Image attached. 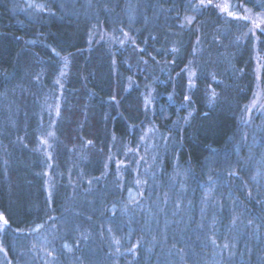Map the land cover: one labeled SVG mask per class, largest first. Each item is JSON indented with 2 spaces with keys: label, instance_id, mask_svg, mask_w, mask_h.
<instances>
[{
  "label": "trees",
  "instance_id": "1",
  "mask_svg": "<svg viewBox=\"0 0 264 264\" xmlns=\"http://www.w3.org/2000/svg\"><path fill=\"white\" fill-rule=\"evenodd\" d=\"M42 1L47 8L39 13L17 0H0V210L7 221L2 243L9 261L21 262L16 240L29 238L32 226L44 223L43 230H49L55 242L50 253L56 250L45 260L38 252L37 264L167 263L172 257L159 256L168 249L185 251L181 264H216L210 255L214 244L225 252L219 264H264V213L251 198L242 197L246 202L239 205L241 211H250L255 218L249 237L231 226L232 213L227 215L224 201L215 209V217L211 212L206 216L207 220L215 218V222H204L206 231H193L195 222L185 224L180 219L170 222L169 230L161 227L155 231L136 206L132 209L128 205L131 209L123 214L125 222H104L110 219L106 212L90 217L88 200L82 202L76 191H90L85 194L88 198L96 188L110 192L116 189L110 178L115 171L105 173L103 158L113 142L116 148L126 140L136 141L151 118L161 128L157 133L165 130L172 146L178 143L172 150L177 152L179 166L188 172L193 186L186 187L193 195L208 187L207 170L212 177L221 172V163L214 167L205 163L216 152V158L228 156L231 161L236 158V149L242 148L237 169L251 179L247 154L253 145V126L246 125L242 117L256 84L255 59L248 44L249 50L236 51L237 47L229 51L226 58L231 65H222L223 55L218 64L215 55L224 52V47L217 34L210 36L198 23L182 24V16L171 11L166 12L168 19H157V10H171L175 0H98L96 14H83L82 21L72 16L71 0ZM133 1L137 3L134 10L130 7ZM140 3L145 11L138 8ZM166 4H170L168 8ZM198 16L196 21L208 17L205 22L218 30L220 23L238 26L213 11L207 14L204 10ZM148 18L154 25L146 21ZM103 26H107L105 31L99 28ZM110 30L114 35L104 38L102 33ZM128 30L141 51L119 42ZM189 64L197 70L192 88L187 83ZM50 95H59L60 105L52 126L48 125L51 115L44 107ZM49 129L54 133L50 135L51 167L42 144ZM231 136L234 141L230 143ZM70 159L76 164L78 176L73 177H78L79 187L74 189L73 185L74 193L65 192L63 185L69 176L62 174L60 186L50 193L47 172L52 169V175H56ZM164 159H168L167 170L171 172L168 180H162L163 189H167L175 168L168 156ZM166 176L163 173L161 177ZM90 178L92 190L87 188ZM247 183L255 188L252 180ZM213 187L210 182L209 188ZM230 188L224 182L220 190L227 192ZM188 213H193L191 207ZM120 231L125 232L120 245H110L109 236ZM88 241L96 242L95 246L89 247ZM67 242L72 250L66 248ZM230 244L234 246L229 248ZM113 248L118 254H113ZM256 249L263 251L259 259Z\"/></svg>",
  "mask_w": 264,
  "mask_h": 264
},
{
  "label": "rangeland",
  "instance_id": "2",
  "mask_svg": "<svg viewBox=\"0 0 264 264\" xmlns=\"http://www.w3.org/2000/svg\"><path fill=\"white\" fill-rule=\"evenodd\" d=\"M17 1L21 3L22 6H33L34 9L39 13H41V11H45L47 8L46 2L42 0ZM180 1H182V3H179L181 7L180 9L175 8L176 6H179L176 5L172 6L171 10L167 9L165 12H163V7L160 10H157V19H168L166 12L168 13L171 11L172 15L174 14L182 16L180 17V22H182V24H185L186 22L189 24L198 23L197 25L205 30L210 36L212 35L213 37L217 34L218 39H216L221 41L222 43L220 44H222L224 47V52L220 51L219 56L217 54L215 55L218 64H220L219 59L221 55H223V59H220L222 65L225 67L231 65L232 62L230 59L226 58V55L231 49H235L237 47L238 48L236 51L239 49L249 50L245 44H248V46L251 48L250 52L253 53L255 59L256 84L255 88H253V94L251 95L252 97H250V101L245 104V113L244 110L242 113L245 124L253 126V139L251 140L253 145L251 144L252 149L248 151L247 154V163H251V169L249 170L251 179L244 177L242 174H240V172H238L237 169V165L239 164L238 155L242 151V148L235 147L237 148L235 155L236 158L232 159L231 161L228 159V156L216 158L215 156L219 154L216 152L214 157L208 156L207 159L205 158V163L213 167L217 165V163H221V172L212 177L209 173V170H207L208 175L206 176V183H208V187L205 186L200 192L193 195L192 189H187L186 187V185L193 186L189 177L186 176L188 172H186L185 168L182 169L179 166L180 163L178 161L179 159L177 158V152L176 150H172L178 147V143L176 142V144L172 146L173 143L171 142V139L165 130H162L165 133H157L161 128L151 118V121L145 126L146 129L142 132H139L136 141L129 142L126 140V143H121L116 148L114 147L115 142H113L110 152H108L107 156L103 158L105 162L103 164L105 173L113 174L115 171L113 177L111 176L110 178L112 179V182L116 183V189L110 192L105 191L102 188H96L94 191H92V193H90L91 195L88 196V198L85 197V194L90 191L86 190L81 192L79 189L76 191L80 194L79 199L82 202H85V199L88 200L87 212L90 217L92 214L98 215L99 212H106L110 216V219H105L104 222H125L123 214H128V210L131 209L128 207V205H130L132 209L136 206L139 207L138 209H142L141 212L143 213L140 215L141 218L145 220L146 216V222L147 220L148 222H152L153 229L155 231H158L161 227L168 229L167 225H169L170 222L178 219L186 222L185 224H187V222H195L194 228L192 227L193 231L202 229L206 231V229H204V222H213L215 220V213H217L215 209L219 205L221 207V204H219L220 201H224L227 206L225 207L226 211L228 212L227 215L232 213L231 226L233 225L235 229L242 232V236H244L247 232L250 237L249 231L252 225L251 223L255 222V218L251 216L250 211H241L239 205H243L244 201L246 202L245 198L249 200L251 198L255 202V207L259 208V210L264 213V33L261 31V29L264 28V0H211V3H209V0H203V3L201 0ZM97 3L98 0H82L81 2H77V0H71V4L69 6L73 9L71 11L73 14L72 16L76 20L82 21L81 17L83 14H88L90 16H92L93 13L96 14ZM169 5L170 4H166L164 7L168 8ZM225 6L228 8L227 11L223 10ZM130 7H132L134 10L135 7H137V3L133 1ZM141 7H143L144 11L146 10L144 9L145 6L143 3H140L138 8ZM129 10L130 9L127 8L128 12ZM204 10L207 12V14L209 11H213L218 17L221 16L223 20L228 19L227 22L233 21L231 24H237L238 26L234 28L228 25V27L227 24L222 21L224 25L220 23L218 30L216 27L209 26V23L205 22V20H208V17L207 19L204 17L201 21H196L197 17H199V13ZM146 12L144 13L146 14ZM229 12L234 13L235 15H229ZM163 16L165 19H163ZM243 16H249L251 19L244 20L239 18ZM151 20L152 19L149 18L146 19L148 23L153 24ZM257 24L260 25L259 28L256 27ZM93 28L95 31L98 30V28L95 26H93ZM99 28L105 31L107 26ZM102 35L104 38H111L114 34L110 30L103 32ZM179 37L181 39L180 34ZM223 37L225 39H223ZM135 41L136 38L131 35L130 30H128L124 33V36L120 37L119 42L130 46V49L132 48L133 51H141L142 49L138 47L139 44ZM113 44H115V42H113ZM159 51V53L164 55V57L166 56L165 51ZM248 62L244 64L246 65ZM186 70L188 71L187 76L189 75L187 82L188 87L192 88V85H195L196 83L195 80L197 79V70L190 64L186 67ZM225 71L226 68H224V72ZM58 96L57 98H53V96L50 95L48 98H46L48 100L44 104L48 114L51 115V117L48 118L49 126L55 124L57 117L56 114L60 110ZM149 103L150 108L153 109V102L149 101ZM152 113H154V111ZM251 122L253 123L251 124ZM37 128L39 129L38 124ZM50 135H54L51 129H49L48 133L42 137V144H44L47 149V159L50 164L49 167L52 166V142ZM232 136L229 140L230 143L234 141V137ZM228 153H230L229 149H227L226 154ZM165 156H168L172 160L173 166L175 168L174 172L170 176V184L168 185L167 189H163L162 180H168L171 172L167 170L169 165L167 164L168 159H164ZM48 170L50 171V168ZM77 172L76 164L71 161V159L68 161V165L63 170L58 168L56 175H52L51 169L50 172H47V186L49 192L53 193L60 186V184H58L59 180L62 179V174H66L69 176V179L66 181V185H63V189L65 188L64 191L71 194V192H73V190H71V188L73 189V185L74 189H76L79 187V183H81L78 181V177H73V174L78 176ZM163 173H166L167 176L162 178L161 176ZM247 180H252L255 188L251 189L247 183ZM152 182L155 184V188L158 193H153L156 191L153 190ZM210 182H213V188H209ZM224 182H228V184L231 185L230 190L227 192L220 190L221 185ZM87 188L92 190L91 178L88 180ZM212 191L216 192L214 193L215 195L213 194V196L211 194ZM99 199H101L100 204ZM190 207L193 211L191 214L188 213ZM143 210H145L147 213L146 215ZM209 212H211L212 216H214L212 217V220L206 219V216ZM193 214L197 216H193ZM0 217L3 218L0 219V264H37L36 261L38 260H36V256H38V252L40 253L39 257L42 260H45L46 257L48 259L49 256L53 255V252L56 249L51 253L50 249L55 246V242L51 239L49 230H43L44 223H38L32 226L31 229L33 234L30 235L29 238H26L25 240H16L18 242L16 244V250L19 246V250L21 252L19 253L21 256V262L19 263L18 260L10 262L9 254L7 253L6 247L2 243V232L6 230L7 223H4L5 217L1 210ZM260 217L263 218V216ZM255 225L259 226V222H256ZM156 234L158 235L159 233ZM113 235L114 236L110 235V238H108L109 242H111L110 245L119 246L121 239L125 236V232L120 231ZM212 235L214 234H211L210 237H212L213 241L215 242L214 236ZM249 243L251 244L250 241ZM95 244L96 242H93L92 244V242L88 241L89 247L95 246ZM130 244L131 240L126 243L127 250L130 249ZM65 245L68 250H72L74 248L70 242H67ZM233 246V244H230L229 248H232ZM135 248L136 247H133V250ZM113 251V254H118L117 248H113ZM66 252L71 253V251ZM184 252L185 251L183 249H168L159 257H172V261H167V263H164L163 261L159 260L157 264H181L179 261L181 258L183 261V257H185ZM234 252V250L231 251V253ZM222 253L225 252H223L221 248L216 249V245L214 244V251H212L210 255L211 257H215L216 264L220 263L219 258H221ZM262 253L263 251L260 249L255 250V255L258 259L260 258L259 255ZM14 254L16 255V253Z\"/></svg>",
  "mask_w": 264,
  "mask_h": 264
},
{
  "label": "snow or ice",
  "instance_id": "3",
  "mask_svg": "<svg viewBox=\"0 0 264 264\" xmlns=\"http://www.w3.org/2000/svg\"><path fill=\"white\" fill-rule=\"evenodd\" d=\"M201 2L203 3V0H201ZM209 3H211V0H209ZM223 10H224V11H227V10H228L227 6H225V8H224ZM228 14H229V15H235L234 13H231V12H229ZM239 18L244 19V20H250V19H251L249 16H243V17H239ZM256 27L259 28L260 25L257 24ZM261 31H262V33H264V28H262ZM0 219H3V218L0 217ZM4 223L6 224L7 221L4 220Z\"/></svg>",
  "mask_w": 264,
  "mask_h": 264
},
{
  "label": "bare ground",
  "instance_id": "4",
  "mask_svg": "<svg viewBox=\"0 0 264 264\" xmlns=\"http://www.w3.org/2000/svg\"><path fill=\"white\" fill-rule=\"evenodd\" d=\"M172 3H174L173 6H176L177 4H179V3H181V2H180V0H175V1H173Z\"/></svg>",
  "mask_w": 264,
  "mask_h": 264
}]
</instances>
